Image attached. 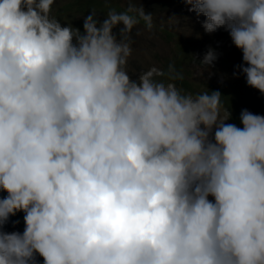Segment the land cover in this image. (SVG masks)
Wrapping results in <instances>:
<instances>
[{
    "label": "clouds",
    "instance_id": "9594fccd",
    "mask_svg": "<svg viewBox=\"0 0 264 264\" xmlns=\"http://www.w3.org/2000/svg\"><path fill=\"white\" fill-rule=\"evenodd\" d=\"M183 2L264 94V0ZM53 3L0 0V264H264V116L228 123L219 91L156 67L133 80L142 7L93 10L81 31ZM18 212L23 232L4 231Z\"/></svg>",
    "mask_w": 264,
    "mask_h": 264
},
{
    "label": "rangeland",
    "instance_id": "374dc122",
    "mask_svg": "<svg viewBox=\"0 0 264 264\" xmlns=\"http://www.w3.org/2000/svg\"><path fill=\"white\" fill-rule=\"evenodd\" d=\"M92 1L54 0L50 15L59 20L62 26H66V23L72 24L82 31L84 17L91 12L88 9L96 6L91 3ZM97 1L99 6L95 12L101 21L106 18L107 12L112 10L119 13L129 8L142 7L146 14H152L153 28L148 30L136 12L129 13L139 20L130 34L132 54L128 60L127 70L133 80L138 78L139 73L156 67L163 72V75L156 79L164 81L167 61L177 59V51L180 50L187 58L184 60L187 62H183L184 69L199 93L209 85H216L237 95L243 110L247 109L253 114L264 116V94L246 84L245 76L239 71V66L243 64L242 51L233 44L225 28L221 27L213 33H206L202 27L206 18L190 12L188 10L190 5L185 4L183 0ZM82 6L87 10L82 11ZM119 27L122 25L113 31L118 33ZM168 33L172 35L169 36ZM209 50L215 52L216 59L211 66L203 67L200 61ZM221 114L226 115L222 109ZM2 192L3 196L0 198L6 197L7 193ZM23 216V212H18L10 217L9 222L4 226V231L22 233ZM37 261L38 264H43L42 257L37 256Z\"/></svg>",
    "mask_w": 264,
    "mask_h": 264
},
{
    "label": "trees",
    "instance_id": "16d2710c",
    "mask_svg": "<svg viewBox=\"0 0 264 264\" xmlns=\"http://www.w3.org/2000/svg\"><path fill=\"white\" fill-rule=\"evenodd\" d=\"M101 2V1H100ZM91 3L96 4V6H93L90 10L91 12L95 9H98L99 1L93 0ZM82 11L87 10L85 7H81ZM169 36H171V33H168ZM179 47V45H178ZM177 59L170 61L168 60L165 65V72H164V82H172L176 85L178 89H181L184 93H191V94H197L199 91L195 89L193 83L188 78V73L184 69L183 62H187L184 60H187L186 56L180 52V50L177 51ZM173 77H182V79H172ZM219 91L222 94L221 102L222 107L221 109L225 112L227 115L228 112L231 113V119L229 120L230 123L236 124L238 127H243V125L240 122V114L243 110L242 104L239 100V97L233 93H230L224 89L219 88L216 85H209L204 91ZM201 93V92H200ZM2 190H0V197L3 196Z\"/></svg>",
    "mask_w": 264,
    "mask_h": 264
}]
</instances>
